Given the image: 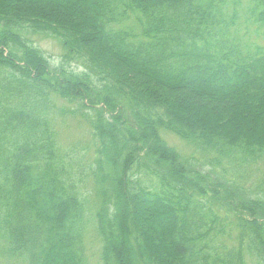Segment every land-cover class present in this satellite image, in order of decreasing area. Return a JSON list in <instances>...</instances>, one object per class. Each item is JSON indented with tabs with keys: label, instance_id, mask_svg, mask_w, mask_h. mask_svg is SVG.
<instances>
[{
	"label": "trees",
	"instance_id": "obj_1",
	"mask_svg": "<svg viewBox=\"0 0 264 264\" xmlns=\"http://www.w3.org/2000/svg\"><path fill=\"white\" fill-rule=\"evenodd\" d=\"M259 163L264 0H0V258L264 264Z\"/></svg>",
	"mask_w": 264,
	"mask_h": 264
},
{
	"label": "rangeland",
	"instance_id": "obj_2",
	"mask_svg": "<svg viewBox=\"0 0 264 264\" xmlns=\"http://www.w3.org/2000/svg\"><path fill=\"white\" fill-rule=\"evenodd\" d=\"M34 39H38V45L43 50L45 55L48 57L50 64L55 65L59 61L61 48L57 41L52 38H43V37H35ZM74 63H72V66ZM65 122L60 127V139L65 144L69 143H78L79 147H83L85 145H89L91 143V137L89 133V128L85 122H83L80 118L76 116H68L65 119ZM162 135L167 139L168 143L174 145L176 149L186 157L190 155H195L199 158L203 167H211L212 164L208 160V157L201 156L202 154L195 151V149L186 142H183L180 139H177L170 132H162ZM94 150L93 143L89 152ZM260 168H255L256 171L252 172L249 175H245L242 179L243 181H247V183H251L250 180H253L257 177H260L264 174L262 172L261 164H258ZM213 167V166H212ZM95 223L93 221L89 224L90 229H88L85 238V255L87 257V264H101V242L99 241V237L97 236V231L95 228ZM0 264H26L19 260H8L4 257L0 258Z\"/></svg>",
	"mask_w": 264,
	"mask_h": 264
}]
</instances>
